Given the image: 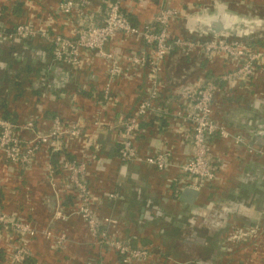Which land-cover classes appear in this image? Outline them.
Here are the masks:
<instances>
[{
	"label": "crops",
	"instance_id": "1",
	"mask_svg": "<svg viewBox=\"0 0 264 264\" xmlns=\"http://www.w3.org/2000/svg\"><path fill=\"white\" fill-rule=\"evenodd\" d=\"M14 2L15 0H0V15L3 14L0 24L9 27L34 19V24L38 26L51 24L57 30L67 32V28L63 26L60 19L51 21L47 14L54 10L58 0L21 2L19 11L22 14L18 12V9V14L14 12L16 10ZM101 2L103 0L95 2L97 5L95 11L98 7H104L100 5ZM123 3L131 11L130 14L137 23L150 20L158 11L159 6L169 4L183 13L179 20L172 22L171 29L176 33L175 35L196 37L202 40L210 38L211 35H192L189 30L195 28L197 18H206L213 12L227 10L237 16L240 15L241 24L237 26L242 28L246 26L244 21L246 18L264 17V0H124ZM25 4L29 5L25 6ZM261 29L263 33L261 32L262 36L259 40L254 39L257 41L252 42L253 39H246L243 42L264 45V22ZM258 41L261 42L258 43ZM141 47V42L134 38H126L121 34L112 36L107 43V48L117 51V56L125 52H135ZM33 55L37 56L36 60ZM80 58L82 59L81 66L74 69L54 62L51 54L45 53L37 39L3 44L0 46V65L7 67L8 79L12 72L14 76L17 74V77L12 83L15 86L13 95H9L8 92L5 95L0 93V101L7 102L8 110L16 117L15 121L33 120L36 128L41 132L51 126V118L55 115L65 120H79L83 123L85 130H92V122L101 107L102 91L107 82L108 63L88 50L82 51ZM47 62H52L55 69L52 78L48 81L49 84L45 87L39 82L41 77L37 74ZM26 64L34 68L28 77L27 74L30 71L25 70ZM119 64L121 70L111 85V93L115 102L107 105L103 111V119L108 122H116L122 114L130 112L137 99L145 93L144 71L139 73L122 60ZM22 65H24L25 75L19 72ZM231 67L221 58L207 59L197 51L185 53L173 50L166 57L163 65L161 93L169 106L175 109L178 104L179 90L183 86L202 77L214 80L220 86L212 105V115L215 121L232 133L244 131L253 135L255 139L264 133V71L248 84L242 83L227 89L225 83L219 79ZM21 76H26L24 78L26 83ZM16 80H21V84H15ZM27 86L31 89L27 90ZM5 87L4 85V90L8 91ZM183 130L184 123L178 118L150 119L149 124H144V132L135 143L140 158L142 159L156 148L163 147L172 148L174 162L185 161L189 155V148L180 137ZM118 134V130L105 128L97 131L93 138L96 142V157L88 160L86 182L94 197L92 205L97 216L112 215L118 223L111 233L129 240L135 239L137 246H149L147 243L153 240L155 248L170 249V245L168 244V247L163 242L162 235L167 236L173 225H187L183 223L186 217L182 212L183 207L186 206L188 212L193 208L197 212L192 214L200 215L198 205L208 201L207 207L214 206L219 201L218 192L220 195L223 193L225 196L228 194L241 197L245 189L241 186H247L239 182V175L243 172L259 168L264 175V167L254 162L262 159L263 155L250 153L244 147L235 145L231 140L215 137L211 140V149L215 158L223 164V169L211 188L199 191L194 196L187 195L184 200L182 199L184 192L191 189L181 190V185L174 178L181 175L177 167L166 172H158L141 159L121 167L117 159ZM22 135L28 141L32 133L24 131ZM68 145L69 155H79L80 148L83 147L76 140L70 141ZM93 148L94 146L90 145L87 152L92 151ZM48 162H50V157L45 146L37 148L33 162L25 170L5 162L0 153L2 208L5 212L25 217L38 231L45 230L47 226L49 228L53 226L54 231L66 233V246L61 250L54 249L49 240L39 235L30 240L31 257L36 259L33 264H97L98 252L91 243L85 223L79 217L71 216L63 222L52 220L54 195L46 176ZM254 164L255 168L252 167ZM55 175L56 191L62 196L63 206L67 207L71 202L73 192L69 190L63 171H57ZM259 181L261 180L257 182ZM257 186H259L258 189L263 190L262 185ZM112 191L117 192L116 199H108L104 196V193ZM260 193L263 195V192ZM245 195V199H252L250 196L252 194L248 191ZM238 205L240 213L250 218L259 217V213L261 216L264 215L262 211L254 212V204L240 202ZM261 208L264 209V202ZM211 212L212 210L208 216ZM192 220V227L195 228L196 224L193 218ZM203 224L206 227L207 224ZM200 225L199 221L197 228L201 229ZM9 241L10 231L0 229V248L2 247L3 251V247H6ZM180 241L187 240L182 237ZM172 256L180 260L182 264H193L192 260L194 264H199V259L196 257L185 258L174 253ZM114 257L113 253H105L103 258L105 262L113 263ZM156 257L154 260L138 264H171L164 259V256ZM212 257L216 259L214 264H235L233 255L226 257L221 255L218 258L212 255Z\"/></svg>",
	"mask_w": 264,
	"mask_h": 264
},
{
	"label": "built area",
	"instance_id": "2",
	"mask_svg": "<svg viewBox=\"0 0 264 264\" xmlns=\"http://www.w3.org/2000/svg\"><path fill=\"white\" fill-rule=\"evenodd\" d=\"M19 1L27 3L32 0ZM93 1L58 0L54 10L47 13L51 21L60 19L67 32L59 31L51 24L38 26L34 24V19L9 27L0 24V39L13 42L37 39L50 47L52 60L58 64L78 68L82 64L80 56L84 50L94 52L108 63L107 82L102 91L101 107L92 122V130H85L79 120H65L55 115L51 118V126L41 132L33 120L19 122L0 116L1 157L5 162L24 169L33 162L40 146H45L49 155L54 152L59 154L55 166L50 162L46 165V176L54 195L52 220L63 222L71 216L79 217L98 250L97 264H138L160 255L171 264H182L161 248L131 245L128 238L111 233L118 223L116 218L112 215L97 216L92 205L94 197L86 182L88 160L96 157L93 138L97 131L104 128L118 130L117 159L122 167L141 159L135 143L144 132V124H149L152 118H178L184 123L180 137L189 148L187 159L181 163L174 162L172 148L160 147L146 154L141 161L158 172L177 167L182 176L174 178L181 185V190L199 192L211 188L223 169V164L215 158L211 149L213 138L231 140L259 156L264 155V150L215 121L212 105L220 86L214 80L202 77L183 86L179 90L177 107L172 109L161 93L164 62L173 50L185 53L197 51L207 59L221 58L232 66L219 79L225 83V88L230 89L238 84H248L264 71V45L216 35L204 40L174 35L171 32L172 22L179 20L183 13L169 4L159 6L150 20L133 23L128 16L131 11L123 0L106 1L104 7H98L96 11L97 5L93 6ZM116 34L134 38L142 43V47L117 56V51L107 48L109 39ZM120 59L135 71H144L145 93L137 99L130 112L122 114L116 122H108L103 119V111L107 105L115 102L111 85L121 70ZM24 131L32 133L28 141L22 135ZM75 140L83 146L79 155L66 156L70 153L67 151L68 143ZM90 145L94 148L87 152ZM121 167L118 169V179ZM57 171L64 172L69 190L73 192L67 207L63 206L62 196L55 188L54 176ZM104 196L114 200L118 195L112 191L104 193ZM0 229L10 231V241L3 247L4 262L21 264L31 256L29 242L38 236L39 231L29 220L5 212L0 206ZM225 229L222 236L224 242L220 247L225 257L233 253L235 264H264V215L253 218L250 224L227 223ZM42 233L51 240L54 249L66 246L65 232L55 234L51 228ZM105 253H113L115 261L105 262Z\"/></svg>",
	"mask_w": 264,
	"mask_h": 264
},
{
	"label": "rangeland",
	"instance_id": "3",
	"mask_svg": "<svg viewBox=\"0 0 264 264\" xmlns=\"http://www.w3.org/2000/svg\"><path fill=\"white\" fill-rule=\"evenodd\" d=\"M33 56H34V59L36 60L37 56L36 55H33ZM18 57H16V59ZM31 58H32V56H31ZM0 61H1V59H0ZM32 62H33V60H32ZM33 63H35V61ZM23 66L24 65H22L20 67L19 72L21 74L25 75ZM54 67L55 66L52 64V62H47L45 66H43V67H41V69H39V73L37 74L41 77V78H39V82L43 83L45 87H47L46 85L49 84V82H48L49 79L52 78V75H53V72L55 69ZM29 74H27V77ZM10 75H11L10 79H8L7 67L0 65V93L3 95L7 94V92H8L9 95L12 96L13 93L15 92L14 91L15 86L12 83L14 82V80L16 78H15L13 72ZM21 78L25 83L27 82L24 79V78H26V76H24V77L21 76ZM25 83H24V85H25ZM4 85L6 86L5 89H8V91L4 90ZM24 85H23V87H24ZM29 89H31V88H29V86H27V90H29ZM225 108H227V107H225ZM252 167L255 168V164ZM252 167H250V168H252ZM28 168L29 167H26V168H24V170L28 169ZM243 176H245V177H243ZM263 177H264V175H262V171L259 168L255 169V170L251 169L250 172H246V171L243 172L242 175H239V182H241V184H244V183H247V182H245L246 179L251 180L252 183H251L250 187H248V186L241 187V188H245L242 191V193H243L242 197L239 198V196H237L233 201H231V199L229 200L228 194H226V196H224L223 193H222L223 195L222 194L220 195V193H219L217 196V198H219L218 199L219 201L217 203H215L214 206H212V212L210 213V216H208V215L205 216L203 214H202V216H200L201 214L200 215L192 214L191 212L187 211L186 206L183 207L182 212H183V215L186 216L184 221H188L190 218H193L194 223L196 224L195 228H193L192 226L190 228L189 226H187L185 224H184V226L173 225L172 229L169 231V233H167V236L162 235L163 242L165 244H167V246H168V244L170 245V247L168 246L170 248L169 250H171V252H173L175 255L182 256L185 258L196 257L200 261L204 260V261H208V264H214L216 259H213V258L210 259L209 256L215 255L218 258L222 255V254L220 255V253H221L220 247L224 242L223 238H222V236H224L223 232L226 231V229H225V227L227 225L226 223L229 221L228 222V224H229L230 222H232V220L235 221L236 217H238V215H239L238 212H240L239 211L240 209L238 208V206H239L238 204H240V202L243 204H249V205L254 204V206H255L253 208L254 212L257 213L258 211H262V213L264 214V209L261 208V205L264 202V181H262ZM258 180H261V181L257 182ZM258 184L263 186L262 187L263 190L258 189L259 188V186H257ZM247 191L250 194H252V195H250L252 197V199H250V200L245 199V196H246L245 193H247ZM260 192H263V195ZM256 194H258L257 197H256ZM207 202H203L202 204H199L198 205V211L202 212L204 210V208H207V205H208ZM260 215L261 214L259 213V216ZM199 221L202 223L205 222L207 224L206 227L203 224L204 227L202 226L201 229L199 227L197 228V223ZM51 222H52V220H51ZM221 224H222V226H221ZM48 225H49V223H48ZM52 227L53 226H51L49 228L47 226L45 228V230L51 229ZM43 231H39L38 235H39V237L46 238V237H44V235L42 233ZM191 231H195L198 237H202V238L204 237L205 238L204 241H205L206 245L198 244L194 240H188V242H181L180 241V239L182 237H185V236L188 237V235ZM61 232L60 231H54L55 234H58ZM213 232L215 233V240L213 239V236H211V234H213ZM209 236H211V237H209ZM47 240H49L50 243L52 244L50 239H47ZM210 242H212V244H210ZM209 245H210V247H209ZM212 247H214V249L211 250ZM59 250H61V249H59ZM214 252H216V254H214ZM232 255H234V254L232 253L229 256H232ZM192 261H191V263L194 264L195 262H192Z\"/></svg>",
	"mask_w": 264,
	"mask_h": 264
},
{
	"label": "trees",
	"instance_id": "4",
	"mask_svg": "<svg viewBox=\"0 0 264 264\" xmlns=\"http://www.w3.org/2000/svg\"><path fill=\"white\" fill-rule=\"evenodd\" d=\"M95 2H97L98 0H94ZM93 1V3H92V5L93 6H96V4H95V2ZM106 1H111V0H103V2H101L100 3V5H102V6H104L105 5V2ZM124 1V0H123ZM20 4H21V2L19 1V0H15V2H14V5H15V8H16V10L14 11V12H16L17 14H18V12L19 13H21L22 14V12L21 11H19V7H20ZM17 9H18V12H17ZM2 10H3V8H2ZM1 15H3L2 13H1ZM1 15H0V19H1ZM132 14H128V16H129V18H130V20L133 22V23H135L136 21H135V19L131 16ZM137 23V22H136ZM171 32H172V34H176L175 32H173L172 31V29H171ZM178 35V34H177ZM235 39H238V40H240L239 38H235ZM39 41V40H38ZM240 41H242V40H240ZM13 41H9V40H6V39H0V46H2L3 44H10V43H12ZM25 42V41H24ZM259 42H261V41H258V43ZM16 43V42H15ZM39 45H41L42 47H43V50L45 51V53H47V54H49L50 55V47L49 46H47L46 44H42V42L41 41H39ZM26 67V69L25 70H27V71H30L29 73H31V71H33L34 70V68L32 69V67L29 65V64H26L25 65ZM35 72H37V70H35ZM39 72V71H38ZM28 73V74H29ZM15 77H17V74L15 75ZM15 84H17V85H20L21 84V80H16V82H15ZM83 92H86V91H83ZM35 94L37 95V92H35ZM0 116H2L3 118H7V119H10V120H12V121H15L16 120V117H15V115H14V113H12V112H10L9 110H8V108H7V102H5L4 100L3 101H0ZM236 134H240V135H242L246 140H248V141H250V142H253L254 141V139L252 138V136L251 135H249L248 133H246V132H244V131H241V132H239V131H237L236 132ZM252 145L253 146H256V147H260V148H262L263 150H264V146H262V145H257V144H254V143H252ZM66 156H68L69 154H65ZM264 156V155H263ZM49 157H50V163L51 164H53L54 166L56 165V163H57V159L59 158V154L58 153H51L50 155H49ZM258 166H263L264 167V157L262 158V159H258V160H255L254 161ZM245 182H247V183H244L245 185H249V183L251 184L252 182H251V180H247L246 179V181ZM241 187H244V185L243 186H241ZM212 194V193H211ZM214 194L215 195H217V193L216 192H214ZM218 194H219V192H218ZM237 195V194H236ZM225 196V195H224ZM239 196V195H238ZM237 196H235V195H232V196H230L229 195V197L228 198H230L231 199V201H233L235 198H236ZM242 197V196H241ZM233 198V199H232ZM239 198H240V196H239ZM204 202H207V201H204ZM207 203H209V202H207ZM0 206H3V203H2V198L0 197ZM238 217H236V220L235 221H233L232 220V222L233 223H236V224H241V225H245V224H250V223H252V220H253V218H250V217H248V215L246 216V215H243V214H241L240 212H238ZM229 222V221H228ZM227 222V223H228ZM226 223V224H227ZM221 226H222V224H221ZM33 239V238H32ZM142 240V239H141ZM185 242H188V241H185ZM92 243V242H91ZM130 243H131V245H137V242H136V240L135 239H130ZM147 244H149V246L151 245V247L153 246V240H150ZM146 244V245H147ZM153 248H155V246H153ZM163 249V251L166 253V254H168V255H172V253L173 252H171V250H169L168 248H162ZM222 254V257H225L224 255L225 254H223V252H222V250H221V253H220V255ZM115 258H116V256H115ZM209 258H213L212 256L211 257H209ZM234 258V257H233ZM4 256H3V250L0 248V264L1 263H3L4 262ZM36 261V259H35V257H31V256H29V257H26L24 260H23V262L21 263V264H33L34 262ZM202 264H208V261H204V262H202Z\"/></svg>",
	"mask_w": 264,
	"mask_h": 264
},
{
	"label": "flooded vegetation",
	"instance_id": "5",
	"mask_svg": "<svg viewBox=\"0 0 264 264\" xmlns=\"http://www.w3.org/2000/svg\"><path fill=\"white\" fill-rule=\"evenodd\" d=\"M252 17V16H251ZM245 24L248 27H241V26H237L236 28L233 29V32H229V33H223V35L221 36L222 38H239L240 40H254V39H259L262 35V29L261 27L263 26V22H264V17L261 16H257V17H252V18H246ZM207 26L203 27V29L200 28V26L198 24H196L195 28L190 29L189 31H191L192 35H211L209 33V30H206ZM252 29V30H250ZM244 30V31H243ZM201 33V34H200ZM203 33V34H202ZM263 33V32H262ZM212 36V35H211ZM223 36H227V37H223ZM252 138L254 139L253 135H251ZM255 140V139H254ZM254 142V141H253ZM239 207V206H238ZM212 210L211 206H208L207 208H205V210L203 212H200L203 215H208V213ZM191 213H195L197 212L195 209L191 208L190 210ZM193 221L192 218H190L188 221H184L183 223H187V225L191 228V226L193 225L191 222ZM201 223V227L203 226V223L205 222H200ZM194 228V227H193ZM216 232V231H215ZM211 236H213V239L215 240V233L213 232V234H211ZM209 236V237H211ZM186 238V240H194L195 242H197L198 244H202V245H206L205 244V238L203 237H198L195 231H191L188 235V237H184ZM210 244H212V242H210ZM210 247V245H209ZM214 249V247L211 248V250ZM212 255H210L209 257H211ZM196 260V259H195ZM202 262H204V260H199V264H202Z\"/></svg>",
	"mask_w": 264,
	"mask_h": 264
},
{
	"label": "water",
	"instance_id": "6",
	"mask_svg": "<svg viewBox=\"0 0 264 264\" xmlns=\"http://www.w3.org/2000/svg\"><path fill=\"white\" fill-rule=\"evenodd\" d=\"M225 9H227V8H225ZM196 24H198L201 29H203V27L207 26L206 30H209V33L211 35H216V36L221 37L223 35V33L233 32V29L237 27V24H239V25L241 24V17H240V15L237 16L235 13L228 12L227 10H224L222 12L217 11L216 13L213 12L211 16H208L206 18L205 17L197 18ZM244 27H247V26H244ZM250 30H252V29H250ZM190 34H191V31H190ZM223 37H227V36H223ZM194 38H196V37H194ZM257 40H259V39H257ZM257 40H253L252 42H255ZM249 143L251 145H252V143H254L257 145H263L264 146V133H262L261 136H258L257 138H255L254 142H249ZM196 194H197V192L194 190H186L183 194L184 197L182 196V199L186 200L185 196H187V195L194 196Z\"/></svg>",
	"mask_w": 264,
	"mask_h": 264
}]
</instances>
